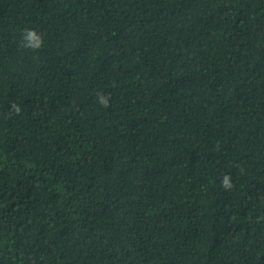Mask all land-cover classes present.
I'll list each match as a JSON object with an SVG mask.
<instances>
[{"label":"trees","instance_id":"trees-1","mask_svg":"<svg viewBox=\"0 0 264 264\" xmlns=\"http://www.w3.org/2000/svg\"><path fill=\"white\" fill-rule=\"evenodd\" d=\"M0 264H264V0H0Z\"/></svg>","mask_w":264,"mask_h":264},{"label":"clouds","instance_id":"clouds-1","mask_svg":"<svg viewBox=\"0 0 264 264\" xmlns=\"http://www.w3.org/2000/svg\"><path fill=\"white\" fill-rule=\"evenodd\" d=\"M21 36H22V41H23V47L25 49H30L33 51L39 50L44 44L43 36L41 34H39L34 29L25 28L23 30V32L21 33ZM100 103L104 107H107L108 106V99L101 95ZM221 183H222V186L225 190L231 189L233 186L230 176H225L222 179Z\"/></svg>","mask_w":264,"mask_h":264}]
</instances>
